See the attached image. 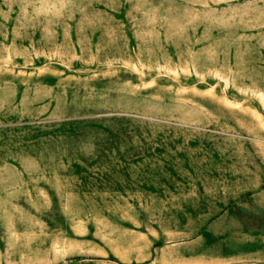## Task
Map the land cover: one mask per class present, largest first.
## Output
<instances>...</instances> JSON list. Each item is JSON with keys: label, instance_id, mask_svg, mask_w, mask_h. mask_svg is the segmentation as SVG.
<instances>
[{"label": "rangeland", "instance_id": "374dc122", "mask_svg": "<svg viewBox=\"0 0 264 264\" xmlns=\"http://www.w3.org/2000/svg\"><path fill=\"white\" fill-rule=\"evenodd\" d=\"M0 264H264V0H0Z\"/></svg>", "mask_w": 264, "mask_h": 264}]
</instances>
